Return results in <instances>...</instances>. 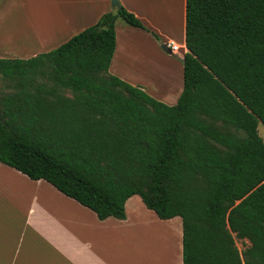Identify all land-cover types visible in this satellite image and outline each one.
Returning <instances> with one entry per match:
<instances>
[{
	"label": "trees",
	"instance_id": "1",
	"mask_svg": "<svg viewBox=\"0 0 264 264\" xmlns=\"http://www.w3.org/2000/svg\"><path fill=\"white\" fill-rule=\"evenodd\" d=\"M117 19L149 32L118 5L50 52L0 58V164L99 220L134 195L180 217L183 264H264V0H186L172 106L108 73Z\"/></svg>",
	"mask_w": 264,
	"mask_h": 264
},
{
	"label": "crops",
	"instance_id": "2",
	"mask_svg": "<svg viewBox=\"0 0 264 264\" xmlns=\"http://www.w3.org/2000/svg\"><path fill=\"white\" fill-rule=\"evenodd\" d=\"M117 1L149 32L117 19L108 73L175 105L187 52L186 0ZM106 13H116L111 0H0V36L31 37L0 57L26 60L50 52ZM162 44L179 51L165 53ZM0 264H183L182 221L159 219L137 195L125 202V219L99 220L44 180L0 164Z\"/></svg>",
	"mask_w": 264,
	"mask_h": 264
},
{
	"label": "rangeland",
	"instance_id": "3",
	"mask_svg": "<svg viewBox=\"0 0 264 264\" xmlns=\"http://www.w3.org/2000/svg\"><path fill=\"white\" fill-rule=\"evenodd\" d=\"M118 23H120V25H123V26L126 25L120 19H118ZM30 38H31L30 36L27 37L23 35L0 36V55L5 52L6 48H14L15 46L18 47L17 45H19L20 47L21 45H23V42L25 44L31 43ZM0 58H3V57H0ZM6 84H7L6 81H3L0 79V95L3 94L2 92H6ZM137 87H140V86H137ZM257 131H258V135L260 136V138L262 139L264 143V125L259 123L257 126ZM234 242L239 252L244 251L249 246V242L247 240H238L234 237Z\"/></svg>",
	"mask_w": 264,
	"mask_h": 264
},
{
	"label": "water",
	"instance_id": "4",
	"mask_svg": "<svg viewBox=\"0 0 264 264\" xmlns=\"http://www.w3.org/2000/svg\"><path fill=\"white\" fill-rule=\"evenodd\" d=\"M111 3L114 7H117L119 4H118V1L117 0H111ZM160 48L165 52V53H170V50L168 49L167 45L165 44H162L160 46Z\"/></svg>",
	"mask_w": 264,
	"mask_h": 264
},
{
	"label": "built area",
	"instance_id": "5",
	"mask_svg": "<svg viewBox=\"0 0 264 264\" xmlns=\"http://www.w3.org/2000/svg\"><path fill=\"white\" fill-rule=\"evenodd\" d=\"M167 47L172 53H176L179 51V47L177 45L169 44L167 45Z\"/></svg>",
	"mask_w": 264,
	"mask_h": 264
},
{
	"label": "bare ground",
	"instance_id": "6",
	"mask_svg": "<svg viewBox=\"0 0 264 264\" xmlns=\"http://www.w3.org/2000/svg\"><path fill=\"white\" fill-rule=\"evenodd\" d=\"M155 230V229H154ZM158 231V230H157ZM168 233V232H167ZM165 236H167V234H165ZM164 236V237H165ZM157 243V242H156ZM145 245V244H144ZM154 245V244H153ZM155 246V245H154ZM146 248V247H145ZM160 248V247H159ZM163 248V247H162ZM171 250V249H170ZM146 252V251H145ZM148 252V251H147ZM150 253V252H149ZM155 254V253H154ZM156 255V254H155ZM170 260H171V258H170Z\"/></svg>",
	"mask_w": 264,
	"mask_h": 264
}]
</instances>
